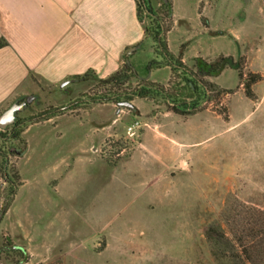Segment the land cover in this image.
Returning <instances> with one entry per match:
<instances>
[{
    "label": "rangeland",
    "instance_id": "rangeland-1",
    "mask_svg": "<svg viewBox=\"0 0 264 264\" xmlns=\"http://www.w3.org/2000/svg\"><path fill=\"white\" fill-rule=\"evenodd\" d=\"M171 2L168 49L191 69L195 56L231 55L243 77L228 67L203 77L206 92L197 83L198 103L178 107L185 112L160 97H134L132 110L99 101L108 89L96 74L34 90L17 118L55 115L29 123L0 151V209L17 185L0 247L24 248L20 264H227L213 254L208 227L228 234L236 210H264V0ZM140 19L148 23L144 13ZM128 60L140 77L166 85L171 76L168 66L150 63L162 59L147 39ZM252 75L259 79L248 93L244 79ZM178 76L173 88L181 93ZM12 146L27 151L18 156ZM17 258L2 254L0 264Z\"/></svg>",
    "mask_w": 264,
    "mask_h": 264
},
{
    "label": "crops",
    "instance_id": "crops-1",
    "mask_svg": "<svg viewBox=\"0 0 264 264\" xmlns=\"http://www.w3.org/2000/svg\"><path fill=\"white\" fill-rule=\"evenodd\" d=\"M136 7L137 0H0V114L8 102L87 70L102 78L114 72L145 40Z\"/></svg>",
    "mask_w": 264,
    "mask_h": 264
},
{
    "label": "trees",
    "instance_id": "trees-1",
    "mask_svg": "<svg viewBox=\"0 0 264 264\" xmlns=\"http://www.w3.org/2000/svg\"><path fill=\"white\" fill-rule=\"evenodd\" d=\"M159 2L160 6L154 8L149 0H137L136 12L140 21V13H144L148 19V23L143 25L144 39L151 42L154 54L162 59L159 62L151 60L150 63H156V67H160V64L165 65L170 69L171 76L167 84L154 82L148 77H140L128 61L129 55H124L122 64L114 72L97 80L105 89H108V93L99 97V101L118 104L122 100L130 101L134 97L153 100L160 97L167 103H173L172 109L174 111L185 112V110L178 107L195 108L198 103L195 95L198 91L197 83H201L203 77L218 76L227 67L236 70L240 79L243 77V66L240 59H234L231 55L220 54L212 60L195 56L193 58V68L185 66L181 61L182 53L179 52L175 56L167 45L166 33L169 27L165 22L172 18V2L171 0H159ZM150 63L148 66L149 71L151 70ZM94 75L95 73L92 70H87L83 74L72 76V78L83 81ZM175 75H180L178 77H181V81L185 83L181 88L183 90L181 93L176 92V89L173 88L175 87L173 86ZM132 79L135 80V86L130 88ZM257 79H259L258 75H252L250 79H244V86L248 93H250V85L256 82ZM201 86L205 93L209 84L205 83ZM48 113L40 112L35 116L23 117L18 119L13 126L0 129V151H4L9 139L20 140L21 132L29 123L47 120L55 115ZM16 149L18 151L17 155L21 156L25 153L26 146ZM16 187L17 185H13L9 188L8 198L0 209V221L13 199ZM232 220L233 228L229 230L228 234L227 231L221 228L211 226L206 230L207 239L214 240L217 247L213 249V254L217 258H226L227 264H264V210L252 207H248L246 210L238 209L232 216ZM2 254L11 258L17 255L19 259L17 258L16 262L12 264H20L27 261L28 258L24 248L15 246L9 241H4L0 247V260Z\"/></svg>",
    "mask_w": 264,
    "mask_h": 264
},
{
    "label": "water",
    "instance_id": "water-1",
    "mask_svg": "<svg viewBox=\"0 0 264 264\" xmlns=\"http://www.w3.org/2000/svg\"><path fill=\"white\" fill-rule=\"evenodd\" d=\"M138 48V45L133 46L127 52V54H131ZM64 83H67L65 81ZM32 99H34L33 95L24 96V101L22 102H14L10 104L1 114H0V129H5L8 125L12 124L14 121V112L21 110L24 105L28 104ZM120 105L125 106L129 109L133 108V105L129 101H123Z\"/></svg>",
    "mask_w": 264,
    "mask_h": 264
},
{
    "label": "flooded vegetation",
    "instance_id": "flooded-vegetation-1",
    "mask_svg": "<svg viewBox=\"0 0 264 264\" xmlns=\"http://www.w3.org/2000/svg\"><path fill=\"white\" fill-rule=\"evenodd\" d=\"M22 101H24V99H21V100H19L18 102H22ZM26 106H28V104L24 105L23 108L26 107ZM21 110H22V109H21ZM21 110H18V111H16V112H14V121L12 122V124L8 125L7 128L13 126V124L18 120V118H17L16 115H17L19 112H21ZM9 152H13V154H18V151H17L16 147H13V146L9 148Z\"/></svg>",
    "mask_w": 264,
    "mask_h": 264
},
{
    "label": "built area",
    "instance_id": "built-area-1",
    "mask_svg": "<svg viewBox=\"0 0 264 264\" xmlns=\"http://www.w3.org/2000/svg\"><path fill=\"white\" fill-rule=\"evenodd\" d=\"M135 125H138V122H134L133 124H131L130 126L127 127V132L131 133L133 130V127H135Z\"/></svg>",
    "mask_w": 264,
    "mask_h": 264
}]
</instances>
